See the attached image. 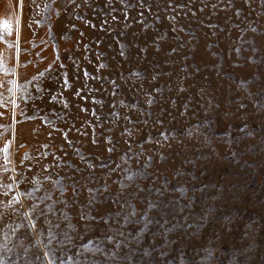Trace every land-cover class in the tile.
Wrapping results in <instances>:
<instances>
[{"label": "rangeland", "instance_id": "374dc122", "mask_svg": "<svg viewBox=\"0 0 264 264\" xmlns=\"http://www.w3.org/2000/svg\"><path fill=\"white\" fill-rule=\"evenodd\" d=\"M0 264H264V0H0Z\"/></svg>", "mask_w": 264, "mask_h": 264}, {"label": "snow or ice", "instance_id": "6c2138e0", "mask_svg": "<svg viewBox=\"0 0 264 264\" xmlns=\"http://www.w3.org/2000/svg\"><path fill=\"white\" fill-rule=\"evenodd\" d=\"M5 26H7V25H5ZM33 207H35V205H33ZM41 214L43 215V211L41 212ZM35 225H32V227H34ZM50 235H51V233H50ZM53 239H55V237H53ZM109 240H111V237H109ZM117 243L119 244V241H117ZM145 255H147V253H145Z\"/></svg>", "mask_w": 264, "mask_h": 264}]
</instances>
